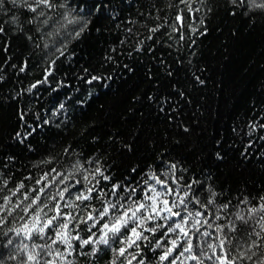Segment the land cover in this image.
<instances>
[{"label": "trees", "instance_id": "trees-1", "mask_svg": "<svg viewBox=\"0 0 264 264\" xmlns=\"http://www.w3.org/2000/svg\"><path fill=\"white\" fill-rule=\"evenodd\" d=\"M54 3L51 23L39 30L15 8L0 12V26L5 28L0 33V76L4 77L0 80V205L3 196L9 195L7 190L21 181L24 187L20 191L30 195L48 180L57 183L61 176L51 172L53 168L80 180L77 188L88 186L89 181L96 186L90 175L96 167L107 169L105 174L110 172L113 181L132 184L142 179L155 183L146 169L152 165L162 178L175 184L160 171L169 160L179 161L172 173L180 177L179 188L192 180L213 185L217 193H224L216 196L218 202L231 198V203L238 206V199L244 195L254 197L264 191V139H260L264 129H257L253 143H247L250 121L264 124V117L259 115L264 111V8L245 4L233 14L229 10L233 7L231 0H189L192 11L178 0H111L110 5L105 0L101 11L88 16L87 27L76 36L68 34L83 23L72 21L74 16L86 15L82 0ZM177 11H182L184 19L182 24L176 22L174 30L169 25ZM112 12L116 15H109ZM13 15L22 22L23 31L11 20ZM201 18L206 23H201ZM155 24L163 26L150 33L149 27ZM204 27L207 32L200 31ZM29 30L31 39L25 34ZM137 44L143 48L138 50ZM190 53H194L191 62ZM48 68L52 71H46ZM98 73H106L103 84L89 83V74ZM193 73L201 75L205 84L194 86ZM174 84L187 95L178 96ZM149 95L154 98L149 99ZM161 96L171 97L173 112L166 111L168 105L162 110ZM18 109H28L27 116L18 117ZM185 123L190 129L187 132L178 126ZM25 131L31 135L24 136ZM16 132L21 133L22 142L15 137ZM129 144L131 149L126 147ZM217 150L225 154L224 161L213 155ZM245 150L247 159L242 158ZM49 156L54 159L49 160ZM79 165L83 167L75 171ZM180 165L188 172H182ZM133 167L136 172L131 171ZM142 169L143 176L139 175ZM85 170L89 173L87 181ZM96 179L100 187L109 185L99 176ZM68 183L59 187L48 184L45 193H40L47 215L54 213L46 197L59 198V188ZM191 186L198 187L194 183ZM106 191L109 194L104 198L118 199L111 195L110 185ZM136 195L142 197L144 193L138 188ZM198 195L203 199L207 192ZM19 202L21 208L16 211L0 212V264H24L28 250L38 243L47 242L52 250L63 251L65 245L59 241L52 245L51 234L45 239L24 235L23 226L31 225L29 217L33 213L22 211L26 203L23 196ZM60 202L74 215L75 208L68 206L80 203L67 193ZM16 203L11 199L8 207ZM85 203L100 207L102 199ZM208 219L225 221L211 216ZM212 239L215 237L209 242ZM162 250L157 249V256ZM145 251L159 264L157 256ZM81 253L77 248L65 261L45 256L40 264L47 259H54L56 264H68V260L72 264H106L112 257L110 250L96 257ZM261 254L264 245L253 260Z\"/></svg>", "mask_w": 264, "mask_h": 264}, {"label": "snow or ice", "instance_id": "snow-or-ice-1", "mask_svg": "<svg viewBox=\"0 0 264 264\" xmlns=\"http://www.w3.org/2000/svg\"><path fill=\"white\" fill-rule=\"evenodd\" d=\"M104 2L105 0H92V3L89 4L88 0H82L86 15L74 16L72 21H83V23L80 24L79 30L73 29L72 33L68 35L74 33L79 36L83 29L87 27V17L91 16L93 12L99 13ZM178 2L188 7L190 11L193 10L189 0H178ZM107 3L110 5L111 0H107ZM231 4L233 7L229 10L233 14H235L237 7H243L245 4L249 8H264V0H231ZM166 6L172 7L171 4ZM54 7V0H0V12L8 13L12 8H15L20 11L27 23L35 26L37 30L51 23L52 13L50 10ZM109 15L115 16L116 13L112 12ZM183 19L182 11H177L175 21L169 27L174 28L176 22L182 24ZM11 20L17 24L18 30L23 31L22 22L17 16L13 15ZM166 21L167 18L165 17L164 22L166 23ZM201 23H206V21L201 18ZM162 26L163 24H155L149 27L148 30L150 33H156ZM30 31L25 33L29 39L32 38ZM200 31L207 32L208 29L204 27ZM4 32L5 28L0 26V33ZM148 39H152V37L149 36ZM65 41L67 42V37ZM142 48V44H137L138 50ZM148 50L151 51V46ZM192 55L194 53L189 54V62H191ZM46 71L50 72L52 69L48 68ZM84 71H87V69H84ZM193 76L194 86L205 84V80L201 78V75L193 73ZM3 79L4 77L0 76V80ZM87 79L89 83L99 81L103 84L106 73L89 74ZM36 83L41 82L37 81ZM173 87L176 88L178 96L187 95L178 87V84H174ZM148 98L153 99L154 97L149 95ZM169 100H171V97L161 96L159 98L162 110H164V105H168L166 111L173 112L174 105H170ZM63 107L64 104L61 103L60 108ZM28 111V109H18L17 115L24 118L27 116ZM259 115L264 117V111H261ZM168 118L172 119L173 117L169 116ZM250 124L251 127L248 128L247 132L249 137L247 143L249 145L253 143V133L257 129H264L262 123L250 121ZM178 126L182 127L185 132L190 130L189 125L186 123ZM23 135L29 136L31 133L25 131ZM15 137L22 142L23 137L20 132H16ZM260 139H264V136H261ZM216 143L221 144V141L217 140ZM126 147L131 149L132 145L129 144ZM213 155L219 161L225 160V154L220 150L215 151ZM248 155V151L245 150L242 158L247 159ZM9 159L12 158L9 157ZM52 159L54 157L49 156V160ZM178 165L179 161L169 160L168 166L163 164L160 166L163 177H170L172 181L176 182L175 184H170L169 179L162 178L152 165H147L146 169L150 180L155 183L149 182V179H142L138 183L133 180L132 184H121L119 181H113L110 172L105 174L108 171L107 169L96 167L95 171L90 173L96 186L92 187V181H89L88 186L83 188L75 187V185L81 184L80 180L74 179L71 175H61L53 168L51 172L61 176L57 183L53 184L52 180H48L44 186L33 191L31 195L28 191H20L24 187L23 181L17 183L13 189L7 190L9 195L3 196L4 203L0 205V212L8 213L21 208L19 197L23 196L26 203L23 204L22 211L28 213L29 210H32L33 213L29 217L32 221L31 225L25 224L23 226L24 235L29 239H45L51 234L54 236L52 245L56 244L57 241L65 245L63 251H61L59 249L52 250L51 245L47 242L35 244L33 248L28 250V260L24 264H40L45 256L59 257L60 261H65L68 254L75 252L77 248L82 250L81 254H91L94 257L110 250L112 257L106 264H118V262L119 264H133V261H135V264H156V260L149 259L145 249L150 250L153 256H157L158 248L163 249L158 252L159 264H164L165 261H167V264H178V262L179 264H190V262L191 264H209V262H212V264H245L246 261L252 262V264H264V254H261L256 261L253 260L257 252L260 251V246L264 245V191H259L254 197L244 195L242 200L238 199V203L244 204L247 210L239 209L231 203V198L218 202L216 196L218 194L223 196L224 193H217L213 185L206 186L200 181L192 180L186 182L183 188H179L180 177L172 175ZM82 167V165H79L75 171H79ZM180 169L182 172H188V169L183 165H180ZM131 171L136 172V167H133ZM144 171L142 169L139 175L143 176ZM44 175L47 176L49 173H44ZM88 175L89 173L85 170V181L88 180ZM97 176L109 182L111 195L118 197V199L104 198L109 194L106 191V189H109V185L100 187L99 180L96 179ZM65 181L69 183L65 187L59 188L57 194L59 198L56 196L46 197L52 203L51 211L54 213V215H47L44 212L46 205L40 193H45L48 184L59 187V185H64ZM35 183L39 184L40 181L37 180ZM193 183L197 184L198 187L192 188ZM4 184H8V179L4 180ZM157 185L162 187H157ZM138 188L144 193L142 197L136 195ZM205 192H207V195L202 199L198 193ZM65 193L70 198L80 201L79 204L68 206L75 208V215L72 211L65 210V205L60 202L64 199ZM172 197H175V199H172ZM98 198L102 199L100 207L85 203ZM11 199H16L17 203L9 208L8 205ZM196 205H199V208ZM230 206L233 209L231 213L227 211ZM213 207L216 208L215 211H213ZM220 209L224 211L221 212ZM42 216L45 217L43 220H41ZM209 216L213 217L214 220L224 219L225 222H210ZM0 223H3L2 218H0ZM69 225L73 227L70 229ZM210 228H214L215 231L210 232ZM210 237H215V239L209 242ZM74 241L78 243L74 244ZM161 241H164V243L161 244ZM8 242L11 243V241ZM22 247L28 248L27 245H22ZM130 249L135 251H130ZM44 264H56V261L47 259ZM68 264H72V261L68 260Z\"/></svg>", "mask_w": 264, "mask_h": 264}, {"label": "rangeland", "instance_id": "rangeland-1", "mask_svg": "<svg viewBox=\"0 0 264 264\" xmlns=\"http://www.w3.org/2000/svg\"><path fill=\"white\" fill-rule=\"evenodd\" d=\"M205 196H206V195H205ZM237 207H238L239 209H244V210H246V206H245L244 204L238 205ZM241 207H243V208H241ZM215 209H216V208H215ZM220 211L223 212L224 210L220 209ZM232 211H233L232 208H230V209L228 210L229 213H231ZM224 222H225V221H224Z\"/></svg>", "mask_w": 264, "mask_h": 264}]
</instances>
